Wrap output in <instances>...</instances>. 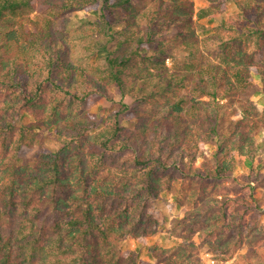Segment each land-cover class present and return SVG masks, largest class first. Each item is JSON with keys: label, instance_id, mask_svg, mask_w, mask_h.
<instances>
[{"label": "trees", "instance_id": "16d2710c", "mask_svg": "<svg viewBox=\"0 0 264 264\" xmlns=\"http://www.w3.org/2000/svg\"><path fill=\"white\" fill-rule=\"evenodd\" d=\"M139 1L0 0V264H141L122 242L157 231L150 204L162 177L166 188L185 173L215 188L232 175L236 156L255 162L262 125L251 97L264 94V0H204L197 11L191 0H162V20L151 11L139 15ZM232 1L239 12L201 38L207 29L194 16L215 20ZM73 10L96 15L62 21ZM30 13L36 15L27 23L17 21ZM177 25L183 58L169 70L160 32ZM75 41L83 43L79 58ZM207 52L217 53L219 63L206 62ZM98 56L103 64L90 63ZM188 84L192 97L170 104ZM47 98L36 113L41 119L28 128L51 126V145L19 168L30 138L22 129L14 147L10 138ZM94 98L111 103L103 116L82 112ZM161 102L167 107L156 109ZM236 104L240 118L224 133L227 108ZM214 143L215 167L203 173L194 164L203 145ZM74 186L67 199L60 196ZM204 190L213 192L197 188L202 205L182 230L198 233L220 261L260 264L264 228L247 225L252 204L243 197L205 200ZM226 191L220 186L218 194ZM194 246L153 248L151 255L160 264H193Z\"/></svg>", "mask_w": 264, "mask_h": 264}, {"label": "rangeland", "instance_id": "374dc122", "mask_svg": "<svg viewBox=\"0 0 264 264\" xmlns=\"http://www.w3.org/2000/svg\"><path fill=\"white\" fill-rule=\"evenodd\" d=\"M162 0H141L137 5V13L142 15L145 12L151 11L155 16L158 17L159 20L163 19L162 13L159 10V4ZM169 0H164V2H168ZM195 5L196 11L206 6L204 0H191ZM239 12L236 2L232 1L227 4V11L223 16L215 20L210 19H202L198 21L194 16V20H196L200 25H203L207 30L205 32L200 31L198 34L201 38L206 37L209 33H212L214 28L217 27L222 20H227L231 14ZM160 13V14H159ZM36 13H30L29 15L19 16L17 21L22 23H27V18H34ZM89 15L95 16L96 13L93 11H85V10H73L65 15L62 21L65 22V19L68 17L70 20L74 22L79 18H86ZM154 16V17H155ZM26 20V22H25ZM264 23V22H263ZM77 24L72 26V30L76 29ZM264 25V24H263ZM72 33V32H71ZM162 34V39L166 44V65L169 70H174L175 62H179L183 57H181V52L179 51L178 44L181 41V26H170L162 28L160 32ZM76 42V51L74 56L79 58L81 52L83 51V43L79 41ZM73 56V57H74ZM207 60L206 62L219 63L220 56L217 53H208L206 54ZM87 60H83L85 64ZM94 61V62H93ZM99 63L103 64L105 62L104 58L98 56L94 60L91 59L90 63ZM184 72L186 70H183ZM254 81L259 86L260 78L258 75L253 73L252 75ZM182 97H192L191 94V85L181 90L179 95L173 99L170 104L174 101H178ZM116 100H120V96L117 94L115 96ZM49 98L46 100V104L38 109L36 112L27 111L26 117L22 120V122L18 123V129L12 133L10 141H12L13 147L16 142L21 137V129L26 132L30 138V142L27 148L22 152L21 159L19 161L18 167L21 168L25 163L32 162L40 153L43 151H47L51 145V139L53 138V131L51 126L46 125L42 128H36L34 130H29L28 125L31 123L38 122L41 118L39 114H36L38 111L45 109L46 106L49 105ZM208 100V98L206 99ZM4 101V97L0 96V107H2V102ZM127 103H131V99H125ZM251 101L257 105L261 111V115L259 118L261 119L262 128L259 131L256 139L259 143V148L256 153L254 163H247L245 160H240L238 156L236 159V166L232 175L229 177L224 184H217L215 188H213L212 181H205L201 183L198 179L194 177H188L185 173L184 176L176 175L170 183L169 188H166L164 184V177L161 179V187H159L157 197L151 200L150 211L157 216L159 219V226L157 231L144 239V241L137 240L133 235L129 236L122 242V249L125 252L135 251L139 253V261L141 264H160L157 263L156 260L152 257L151 251L153 248H171L174 246L180 245V243L187 242L195 245L194 247H189V249H193V264H231L233 260L223 262L216 259V256L211 252H208L205 247L200 244V240L198 238V233L195 234L194 237L188 236L186 232L182 230V226L184 221L188 219V215L192 213L196 208H199L202 204V200H198L195 197L194 193L197 188L203 184L204 187L209 189H213L211 194L207 193L205 190L200 194L203 199H211V198H219L221 199L223 196H227L230 198L235 197H243L248 200L252 206L254 207V211L250 212L246 216V223L249 226L253 224H258L259 227L264 228V94L257 93L251 97ZM45 102V100L43 101ZM226 99L222 100V103H225ZM166 102H161L156 109H164ZM111 107V103L107 101L105 98H94L90 101V104L84 107L82 112L90 113L92 115H101L103 116L105 110ZM241 108L239 104L229 106L227 108V114L225 116V121L223 122L224 133H228L230 131V126L232 123L240 118ZM219 143L214 144H204L202 148V155L197 159L194 164L195 168H198L203 173L212 170L215 167L216 157L215 153L219 151L218 148ZM11 154V153H10ZM233 158V155L230 154L227 157V161H230ZM112 159L108 161V164H111ZM112 164H115L113 161ZM68 169V163L64 165V172L66 173ZM256 180V181H255ZM227 187V190L223 195H219L218 191H220V186ZM165 188V189H164ZM74 191H76V187L67 188L65 191L60 193V196L64 199H67ZM196 200L195 203L193 202ZM191 216V215H190ZM187 222V221H186ZM245 225V229H248V226ZM182 235V236H180ZM247 247H243L238 252L241 254L246 253ZM259 252L262 255V260L260 264H264V245L258 248ZM186 262L185 264H188Z\"/></svg>", "mask_w": 264, "mask_h": 264}]
</instances>
